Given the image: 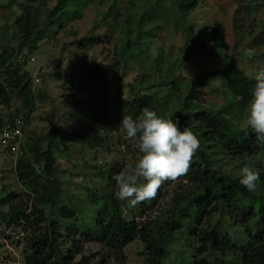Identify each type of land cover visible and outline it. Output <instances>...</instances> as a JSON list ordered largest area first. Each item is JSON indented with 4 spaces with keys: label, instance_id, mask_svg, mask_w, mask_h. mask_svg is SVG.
I'll use <instances>...</instances> for the list:
<instances>
[{
    "label": "trees",
    "instance_id": "16d2710c",
    "mask_svg": "<svg viewBox=\"0 0 264 264\" xmlns=\"http://www.w3.org/2000/svg\"><path fill=\"white\" fill-rule=\"evenodd\" d=\"M51 1L53 0L17 2L22 11L15 17L14 24L29 41L30 53L39 48L38 43L51 27L64 28L67 22L80 17L81 8L87 5L83 0H56L54 9L46 12L44 8ZM98 1L102 3L107 0ZM164 1H169L171 6L185 17L197 8L201 0H156L157 3ZM113 5L115 7V4ZM141 17L149 18L148 12L144 11ZM114 25L118 26L117 20ZM94 38L96 39L93 40ZM89 39L95 42L99 37L90 36ZM86 41L82 38L74 40L73 44L83 48L88 45ZM210 42L214 50L224 48L225 27L222 23L214 22L210 31ZM131 43L127 40L118 50L117 62L125 60L122 53L124 48L130 49ZM15 55L16 51H13L11 46L1 45L0 106L11 110L14 103H19L26 111L24 116L17 111L14 116L9 115L7 121L0 119V135L6 126L11 127L14 118H22L24 128L19 138L20 149L19 146L18 149L8 147L11 155L16 152L20 155L16 159L14 172L21 187V198L28 200L29 205L27 207V204L22 203L16 193H1L0 207L7 208L0 210V220L20 233L25 232L22 264H82L86 258L81 262L74 261L75 253L82 249V239L95 241L106 251L92 264H108L106 257L112 258V262L116 264H123V250L138 239L143 246L140 254L146 264H162L167 255L168 241L181 230L179 223L182 217L188 222L193 221L192 228L203 223L205 219L209 220L208 227L204 225L188 232L189 239L193 238L198 242V247L194 249L196 257L191 259L189 264H226L228 259L232 260L229 262H236V257L231 255L239 256L241 264H264V162L256 160V157L264 159V144L256 141L250 128L245 132L244 127L231 123L226 117L233 110H246L255 81L236 66L234 58L222 68L201 71L190 82L189 91L181 106L184 108L176 113L181 130L185 126L190 127L200 140V149L189 169L196 170L194 176H189L193 183H196V187L194 194L186 195L188 202H185L184 198L180 200V197L173 199L172 219L148 222L147 235L143 234L146 228L143 229L142 223L137 221V218H142L141 207H133L132 215L124 214L121 200L115 197L113 176L120 172L118 166L97 168L93 175L95 180L99 179L102 183L98 186L107 187L110 196V200L97 211L93 205L100 202L99 192L96 188L83 189L92 202L89 210L76 206L75 201L63 196L66 193L61 188V178L69 176L70 173L61 170L56 154L64 155L65 151L77 145L82 147L81 150L86 148L95 151L103 148L104 138L96 133L100 120H108L112 128L117 129L124 115H131L135 119L144 107L156 111L159 115L153 97L138 95L122 98L116 91L112 93L103 88L95 90L92 81V78L97 79L95 73L92 78L87 74L86 77L78 76L77 79H70V73L67 77L58 74L56 77L62 81L66 79L71 85V97H75L71 101H64L79 112V119H82L85 113V125L64 136H59L61 128L54 126L45 135L31 138L26 144H21L26 127L25 120L35 109V99L30 78L23 70L24 64ZM130 57L133 59L132 53ZM257 57L264 58V51L261 55L252 56L253 59ZM212 80H222L228 94L227 104L220 109L205 107L202 104L206 97V86ZM62 89L63 83L60 86V90ZM236 96L241 99L236 100ZM81 98L86 100L87 108L81 106ZM42 144H45V147H42ZM249 159L256 161L255 167L261 173L258 188L254 192L248 191L239 183L240 169ZM226 164L232 165L229 171L224 169ZM160 195L161 189L157 197L148 202L154 203ZM60 201L62 203H59ZM189 208H193V214L189 213ZM51 209H54V217L50 216ZM213 214L227 219L226 226L223 224L219 227L223 232L212 226ZM87 217H90L89 221L85 219ZM232 227L241 229L245 243L236 242L233 233L228 231ZM78 236L80 238H77Z\"/></svg>",
    "mask_w": 264,
    "mask_h": 264
},
{
    "label": "rangeland",
    "instance_id": "374dc122",
    "mask_svg": "<svg viewBox=\"0 0 264 264\" xmlns=\"http://www.w3.org/2000/svg\"><path fill=\"white\" fill-rule=\"evenodd\" d=\"M83 1L87 5L81 8L82 15L78 19L67 22L64 28L51 27L38 43L39 48L30 53L29 41L14 24L15 17L22 11L17 2L26 3V0H0V48L4 44L16 51L15 57H19L24 64L23 70L30 78L35 99V109L25 120L26 127L21 144H26L31 138L45 135L54 126L60 127L62 132L59 136H64L85 125V113L83 118L79 119V112L69 107L66 102L75 98L71 97V85L66 79L62 81L56 77L58 74L67 77L70 73V79H77L78 76L86 77L87 74L92 78L95 73L97 79L92 78L95 90L103 88L112 93L116 91L122 98L150 95L155 100L159 115L176 122V112L184 108L181 106L189 91L190 82L201 71L222 68L231 58H234L236 66L250 77H254L260 68H264V58H252L264 51V0H201L197 8L185 17H182L169 1ZM55 3L56 0L49 2L44 10L48 12L54 9ZM144 11L148 12L149 18L142 19ZM140 19L142 21L138 23ZM115 20L118 26L114 25ZM216 21L225 27V45L222 49L214 50L210 42V31ZM90 36H97L99 39L93 42L90 41ZM82 38L87 40L88 45L79 48V45L73 44L74 40ZM127 40L132 42L131 50L124 48L122 56L125 60L117 62L118 50ZM31 58L35 61H31ZM62 83L63 89L60 90ZM205 92L203 106L220 109L227 104L228 94L222 80L210 81ZM80 102L81 106L88 107L84 98H81ZM17 111L24 116L26 110L21 108L19 103H14L11 110L0 106V119L7 121L9 115L14 116ZM226 117L231 123L244 127L246 111L233 110ZM100 122L96 133L104 138L103 148L95 151L86 148L81 150L82 147L77 145L65 151L64 155L56 154L61 170L70 173L69 176L61 178V188L66 193L63 196L75 201L76 206L90 210L89 205L92 202L83 189L96 188L100 196L99 204L93 205L96 211L110 200L107 187L98 186L102 183L93 177L97 168L116 165L122 171L126 163L135 161L139 156L134 143L126 139L120 125L114 129L108 120ZM42 147H45V144H42ZM18 156V152L11 155L9 147L0 144V194L16 193L28 207L29 201L21 198V187L14 172ZM256 160L264 162L262 157H256ZM231 167L232 165H224L226 171ZM195 172L194 169L189 170L187 175L176 183L166 182L161 188L160 197L154 203L146 201L137 205L141 207L142 213V218H137V221L142 223L143 229L146 228L143 234H149L148 222L172 219L173 199L180 197V200L184 198V201L188 202L186 195L194 194L196 187V183L190 178ZM116 190L115 184L117 198ZM121 202L124 214L132 215L133 207L129 206L128 201ZM6 208L0 207V210ZM50 212V216L54 217V209ZM193 212V208H189V213ZM212 217V226L223 232L219 227L223 224L226 226L227 219L217 214ZM88 218L90 217L85 219L89 221ZM180 221L181 223H178L181 230L168 241L167 255L162 264H189V261L196 257L194 249L198 247V242L193 238L189 239L188 232L204 225L209 226V220L206 219L198 224L199 226L194 225V228L193 221L188 222L183 217ZM228 231L233 233L236 242H246L240 228L232 227ZM24 235L25 232L20 233L0 220V264H22ZM80 244L82 249L75 253V262L86 258L82 264H92L106 252L103 246L95 241L82 239ZM142 247L139 239L126 246L123 250V264H146L140 254ZM217 257L220 258L218 255ZM231 257H236V262H229L230 259L227 258L226 264H241L239 256ZM106 258L108 264H116L112 262V258Z\"/></svg>",
    "mask_w": 264,
    "mask_h": 264
},
{
    "label": "clouds",
    "instance_id": "9594fccd",
    "mask_svg": "<svg viewBox=\"0 0 264 264\" xmlns=\"http://www.w3.org/2000/svg\"><path fill=\"white\" fill-rule=\"evenodd\" d=\"M253 79L255 84L245 110L244 130L247 132L250 128L256 141L264 144V68ZM240 99L236 96V100ZM120 127L139 153L135 161L126 163L113 176L117 198L128 201L130 207L155 199L166 182L176 183L187 175L200 149V140L190 127L181 130L178 121L163 118L148 107L135 119L124 115ZM255 164V160L249 159L240 169L239 183L252 192L257 190L261 175Z\"/></svg>",
    "mask_w": 264,
    "mask_h": 264
},
{
    "label": "built area",
    "instance_id": "2783aa9c",
    "mask_svg": "<svg viewBox=\"0 0 264 264\" xmlns=\"http://www.w3.org/2000/svg\"><path fill=\"white\" fill-rule=\"evenodd\" d=\"M31 61H35L33 58ZM24 128V123L21 117H16L13 119L11 127L6 126L0 135L1 145L8 147L12 146L18 149L19 138L22 136V130Z\"/></svg>",
    "mask_w": 264,
    "mask_h": 264
}]
</instances>
